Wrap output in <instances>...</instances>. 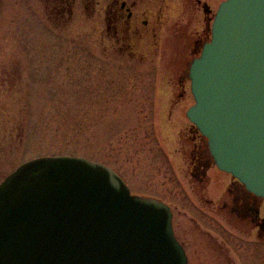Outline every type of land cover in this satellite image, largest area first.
I'll list each match as a JSON object with an SVG mask.
<instances>
[{
    "label": "rangeland",
    "instance_id": "rangeland-1",
    "mask_svg": "<svg viewBox=\"0 0 264 264\" xmlns=\"http://www.w3.org/2000/svg\"><path fill=\"white\" fill-rule=\"evenodd\" d=\"M52 1L0 0V181L35 157H86L111 165L134 194L166 202L176 222L183 220L194 196L180 154L191 91L171 106L163 59L149 73L127 54L122 62L102 61L105 0H96L95 17L89 0L60 13ZM223 1L208 3L216 13ZM151 2L168 7V20L188 22L181 40L203 28V7H188L190 0ZM164 50L175 53L167 43Z\"/></svg>",
    "mask_w": 264,
    "mask_h": 264
},
{
    "label": "water",
    "instance_id": "water-1",
    "mask_svg": "<svg viewBox=\"0 0 264 264\" xmlns=\"http://www.w3.org/2000/svg\"><path fill=\"white\" fill-rule=\"evenodd\" d=\"M208 11V7H206ZM188 117L217 164L264 196V0H225L190 66ZM0 264H188L161 200L111 167L44 156L0 183Z\"/></svg>",
    "mask_w": 264,
    "mask_h": 264
},
{
    "label": "flooded vegetation",
    "instance_id": "flooded-vegetation-1",
    "mask_svg": "<svg viewBox=\"0 0 264 264\" xmlns=\"http://www.w3.org/2000/svg\"><path fill=\"white\" fill-rule=\"evenodd\" d=\"M59 1L56 7H60L61 12L76 2ZM89 1L86 6L95 17L100 1ZM143 1L105 0L107 31L105 37H101V59L106 64L109 60L122 62L121 57L127 54L132 62L148 64L147 69H142L147 73L156 58L168 62L171 72L164 85L171 87V106H175L191 91L190 66L211 38L216 13L209 0H190L188 7H203V28L196 29L190 37L184 35V41L180 32L182 34L187 26L190 28L188 22L170 21L168 15L165 18L168 7L154 5L151 0ZM206 4L209 5L207 12L204 10ZM166 30L170 36L165 34ZM166 43L169 47L173 45L175 53L169 50L167 54ZM161 48L163 52L158 57ZM180 145L185 165L183 177L192 185L193 206L187 208L188 212L185 211L179 222H176L172 207L171 210L174 234L184 248L188 263L264 264V196L218 166L209 138L190 119L180 131Z\"/></svg>",
    "mask_w": 264,
    "mask_h": 264
},
{
    "label": "trees",
    "instance_id": "trees-1",
    "mask_svg": "<svg viewBox=\"0 0 264 264\" xmlns=\"http://www.w3.org/2000/svg\"><path fill=\"white\" fill-rule=\"evenodd\" d=\"M49 1L51 2L52 0H49ZM58 1H59V0H58ZM58 1H57V0H56L55 2L52 1V2H53V12H54V10H55L56 8L61 9L60 7H56V6H59L58 3H59L60 1H59V2H58ZM60 12H61V11L58 12V10L55 11V13H60Z\"/></svg>",
    "mask_w": 264,
    "mask_h": 264
}]
</instances>
